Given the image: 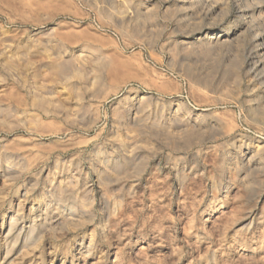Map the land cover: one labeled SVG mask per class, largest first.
<instances>
[{"label":"rangeland","instance_id":"1","mask_svg":"<svg viewBox=\"0 0 264 264\" xmlns=\"http://www.w3.org/2000/svg\"><path fill=\"white\" fill-rule=\"evenodd\" d=\"M263 40L264 0H0V264H264Z\"/></svg>","mask_w":264,"mask_h":264},{"label":"bare ground","instance_id":"2","mask_svg":"<svg viewBox=\"0 0 264 264\" xmlns=\"http://www.w3.org/2000/svg\"><path fill=\"white\" fill-rule=\"evenodd\" d=\"M259 34V33H258ZM261 39L262 38H259V36H255V39H254V43L256 45V43H258L259 46H261ZM264 41V40H263ZM263 44V43H262ZM253 45V44H252ZM264 50V48L260 51L262 52ZM252 53V51H251ZM248 54V53H247ZM250 55V54H249ZM252 55V54H251ZM255 55V54H254ZM258 55L259 53L256 52V56H254L252 58L253 62L255 59H258ZM263 55V54H262ZM261 56V54H260ZM252 57V56H251ZM263 57V56H262ZM246 59V58H245ZM261 62V61H260ZM259 61H255L254 63H251V66L250 67V71L252 74H255V71L257 68H259ZM249 65V64H248ZM262 65V64H261ZM247 66V65H246ZM264 67V66H263ZM262 67V68H263ZM261 68V69H262ZM264 69V68H263ZM249 71V69H248ZM260 71V68L259 70ZM263 71V70H262ZM264 72V71H263ZM259 73V72H258ZM261 74V73H260ZM259 74V76H260ZM256 75V74H255ZM250 76V75H249ZM257 76V77H259ZM252 77L254 78V76L252 75ZM256 77V78H257ZM261 77V76H260ZM250 78V77H249ZM252 79V78H251ZM255 79V78H254ZM263 80V79H262ZM259 80L260 83H262L263 81ZM262 94V93H261ZM32 109V106L30 105L29 106V109L28 110H31ZM39 109H41L43 111V113H40V117L41 118H49V112L50 111H46L44 110V107L43 106H39ZM27 117H29L30 115H26ZM10 134L11 135H14V134H17V136L12 139V141H10L9 143V147H12L13 150L15 151L14 153H17V154H21V155H33L34 153H37V152H40L43 148H45V146L47 147L48 145H44L43 146V143L39 142L38 140V136L33 134L29 129L27 128H24L23 130L19 129L18 127H14V128H11L9 130ZM18 133H21V135H19ZM15 136V135H14ZM50 148V147H49ZM53 150V149H51Z\"/></svg>","mask_w":264,"mask_h":264}]
</instances>
